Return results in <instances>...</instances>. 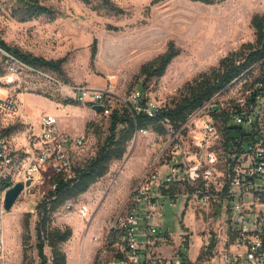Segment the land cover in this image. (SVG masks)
Here are the masks:
<instances>
[{
  "label": "rangeland",
  "instance_id": "1",
  "mask_svg": "<svg viewBox=\"0 0 264 264\" xmlns=\"http://www.w3.org/2000/svg\"><path fill=\"white\" fill-rule=\"evenodd\" d=\"M41 1L57 11L56 18L40 16L21 21L13 14L17 2L0 0V37L11 46L47 60L64 58L63 70L32 67L0 50V90L17 96L21 103L17 114L1 111L0 128L13 147L25 149L26 133L42 114H53L70 136L86 133L83 159L97 153L108 135L110 116L76 101L78 86L104 89L109 76L116 75L114 108H119L120 99L135 88L167 107H174L188 93V83L201 73L218 68L222 58L241 51L244 44L255 43L256 31L251 20L255 14H264V0H217L214 4L197 0H112L124 10L121 14L109 11L103 0ZM170 42L181 53L162 77L143 85L141 66L163 54ZM67 100L76 104H65ZM148 130L151 133L153 128ZM232 132L238 134L236 129ZM154 144L151 135L136 131L124 157L114 161L106 176L77 197L91 206L89 227L85 219L66 213L62 206L54 212L52 227L72 229V236L62 244L68 264H94L97 246L92 242V234L98 233L102 224L106 228L110 224L148 165ZM40 193L36 190L32 196L21 195L7 210L6 248L0 264H23L25 255L31 264L40 263L37 248ZM161 203V215L152 222L163 235L171 236V245L163 246L162 252L173 255L183 244V248L188 246L185 255L191 263L218 264L216 255L207 259L203 250L205 243L214 242L223 228V219L217 217L215 209L209 212L201 203L188 206L184 197L173 204L171 199H161ZM27 219L29 228L25 234ZM45 252L51 256L49 245Z\"/></svg>",
  "mask_w": 264,
  "mask_h": 264
},
{
  "label": "built area",
  "instance_id": "2",
  "mask_svg": "<svg viewBox=\"0 0 264 264\" xmlns=\"http://www.w3.org/2000/svg\"><path fill=\"white\" fill-rule=\"evenodd\" d=\"M116 80V75L109 76L104 89L78 86L74 98L92 108L99 105L102 114L110 115ZM120 101L133 116L143 113L157 120L158 128L151 133L147 128L137 130L151 135L155 147L110 224L92 234L97 246L94 264H193L183 244L173 255L162 252L163 246L171 245V236L152 222L161 215V199L173 204L180 197L188 206L201 203L209 212L215 209L223 219L214 246L208 241L203 247L207 259L214 254L218 264H264V58L179 121L165 113L170 107L138 88ZM20 104L17 96L0 90V113L17 114ZM87 141L85 133L77 137L65 133L50 113L42 114L26 133L25 149L13 147L0 128V256L6 248L7 191L18 182L24 183L22 196L40 190L44 217L57 197L49 194L57 190L55 176L63 175L67 181L75 177L76 166L85 160ZM61 206L90 226L89 204L72 198Z\"/></svg>",
  "mask_w": 264,
  "mask_h": 264
},
{
  "label": "trees",
  "instance_id": "3",
  "mask_svg": "<svg viewBox=\"0 0 264 264\" xmlns=\"http://www.w3.org/2000/svg\"><path fill=\"white\" fill-rule=\"evenodd\" d=\"M17 6L14 9V16L21 21H27L40 16L56 18L57 11L44 4L41 0H15ZM207 4H214L217 0H197ZM223 1V0H218ZM89 3V0H85ZM106 8L113 14L124 13V10L116 6L112 0H103ZM251 25L256 31L255 43H247L242 46V50L229 54L220 60L218 68L210 73H201L193 82L188 83V93L176 104L170 107L165 113L173 120L179 121L184 119L187 114L201 105L207 98L225 86L235 76H237L244 68L264 58V14H255L252 17ZM96 43V41H95ZM0 49L9 55L32 67L47 68L55 71H62L65 59L47 60L43 57L35 56L31 53L24 52L19 47L11 46L3 38L0 37ZM181 53V49L174 42H170L167 50L157 58L143 64L140 68V76H143L144 83L154 78L162 77L172 60ZM96 55V47L92 49V57ZM243 59V60H242ZM242 61L238 64V61ZM191 86V87H190ZM65 104H76L75 101L67 100ZM108 135L103 143L99 146L97 153L91 156L75 168V177L68 181L63 175L55 176V182L58 187L55 193L50 192V196L56 195L53 200L52 209L46 213L44 217L41 212L45 208V202L42 201L38 205L39 218L37 227L38 236V254L40 258L39 264H68V257L63 249L62 244L72 236L70 227L60 228L52 227V213L55 212L67 199H77L78 196L87 192L89 188L106 176L109 172L111 164L116 160H121L128 147V142L133 138L135 132L140 129H148L152 127L158 128L157 120L149 118L143 113L135 114L123 105L114 108L111 112ZM121 124L126 126L122 127ZM88 129V124L86 126ZM5 134V133H4ZM86 134V133H85ZM51 181L47 182L49 187ZM29 228V219L24 223L25 234ZM46 245L51 247V256L45 252ZM214 242L211 243V248ZM206 255V252L204 251ZM201 253V256H204ZM199 257V259L201 258ZM23 260V264H31L28 258Z\"/></svg>",
  "mask_w": 264,
  "mask_h": 264
},
{
  "label": "water",
  "instance_id": "4",
  "mask_svg": "<svg viewBox=\"0 0 264 264\" xmlns=\"http://www.w3.org/2000/svg\"><path fill=\"white\" fill-rule=\"evenodd\" d=\"M93 109L97 112H102L103 108L99 105H94ZM31 183V180L27 181V185ZM24 189V183L18 182L14 187L10 188L7 191V197H6V209L10 210L15 202L18 200V198L21 196Z\"/></svg>",
  "mask_w": 264,
  "mask_h": 264
},
{
  "label": "crops",
  "instance_id": "5",
  "mask_svg": "<svg viewBox=\"0 0 264 264\" xmlns=\"http://www.w3.org/2000/svg\"><path fill=\"white\" fill-rule=\"evenodd\" d=\"M35 109V108H34Z\"/></svg>",
  "mask_w": 264,
  "mask_h": 264
}]
</instances>
